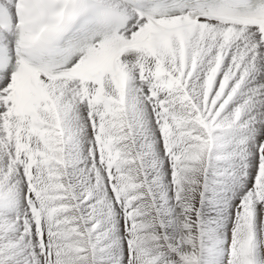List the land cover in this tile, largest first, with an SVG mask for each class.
<instances>
[{"label":"snow or ice","instance_id":"1","mask_svg":"<svg viewBox=\"0 0 264 264\" xmlns=\"http://www.w3.org/2000/svg\"><path fill=\"white\" fill-rule=\"evenodd\" d=\"M0 264H264V0H0Z\"/></svg>","mask_w":264,"mask_h":264}]
</instances>
